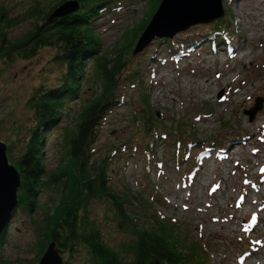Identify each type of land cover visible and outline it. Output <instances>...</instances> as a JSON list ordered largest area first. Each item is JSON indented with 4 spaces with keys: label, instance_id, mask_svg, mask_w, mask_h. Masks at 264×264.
I'll list each match as a JSON object with an SVG mask.
<instances>
[{
    "label": "rangeland",
    "instance_id": "1",
    "mask_svg": "<svg viewBox=\"0 0 264 264\" xmlns=\"http://www.w3.org/2000/svg\"><path fill=\"white\" fill-rule=\"evenodd\" d=\"M9 1L14 9L23 11L36 0ZM43 1H47L46 8L57 2ZM221 3L229 21L227 31H234L232 40L218 34L219 43L214 45L206 32L211 23L206 22L175 32L171 38L155 36L143 52L132 54L135 41L127 59L130 67H140L136 76L140 79L134 84L126 79L120 84L121 101L107 114L92 158L100 159L117 146L108 165L112 187L117 189L125 183L136 193L154 196L157 211L169 219L175 218L183 235L208 243L213 264H262L264 223L260 218L264 213L259 209L261 203L256 206L255 202L264 198V0ZM151 6L150 0H110L99 7L97 17L91 21L93 33L99 37L100 53L120 47L124 33L144 20L150 21L154 14ZM28 27L26 22L11 34L20 36ZM168 39H178L180 45L173 49ZM55 51L48 46L39 49L33 58L0 63L3 142L15 140L31 124L33 114L26 103L35 86L41 82L56 84L65 71L63 64L54 60ZM85 68L84 92L65 106L68 119L63 118L59 126L73 124L80 103L100 91L94 58L87 60ZM148 87L152 112L161 119L157 131L160 137L155 138L150 154L138 144L132 151L135 143H127L126 149L123 146L132 135H142L143 130L136 127L133 117L136 113L141 117V96ZM259 98H263L262 108L250 120L247 111ZM60 132L59 127L50 128L46 138L44 156L48 169L54 168L63 156ZM191 134L198 139L197 144L189 145L186 151L181 142L175 155L180 140L190 139ZM201 144L212 146L198 157ZM19 148L17 143L14 149L18 152ZM56 195V191L46 188L39 196L40 205H50ZM104 209L98 204L92 210L102 219ZM34 217L41 220L40 213ZM10 221L0 252L9 260L18 258L19 263L33 259L35 251L30 245L36 235L31 217L21 212ZM103 227L107 242L117 248L123 233L112 224Z\"/></svg>",
    "mask_w": 264,
    "mask_h": 264
},
{
    "label": "trees",
    "instance_id": "2",
    "mask_svg": "<svg viewBox=\"0 0 264 264\" xmlns=\"http://www.w3.org/2000/svg\"><path fill=\"white\" fill-rule=\"evenodd\" d=\"M64 1L49 2L51 6L46 8L47 1L36 0L23 11L14 9L9 0L0 2V63L33 58L39 49L50 46L56 50L54 60L61 62L65 70L57 78L58 83L41 82L35 86L26 103L33 114L31 124L15 140L5 141L9 161L21 178L14 214L22 212L31 217L36 239L30 245L35 251L33 259L19 263L18 258L12 261L0 252V264H38L51 241L62 250L63 264H213L212 253L206 247L208 243L189 240L183 235L175 218L169 219L157 211L154 196L147 197L142 191L136 193L125 183L117 189L112 187L108 165L117 146L100 159L92 158L97 135L107 114L121 101L120 84L126 79L132 84L140 79L136 77L140 67H130L127 55L149 20L124 33L120 47L100 53L99 37L93 33L95 27L91 20L97 17L96 10L110 0H77L80 6L77 11L49 21L48 15ZM160 1L150 0L151 13ZM26 22H29L27 32L16 37L11 34L13 29ZM228 27L226 16L218 18L206 30L207 37L214 45L219 43L218 34L232 40L234 31H227ZM167 41H172L173 49L180 45L178 39ZM91 58H94L100 91L80 103L73 124L59 126L63 118L68 119L65 106L84 92L85 64ZM139 84L142 85L141 80ZM148 89L141 96V117L137 113L133 117L136 127L143 130L142 135L129 137L123 143L124 149L130 142L141 145L149 153L153 151L155 138L160 137L157 131L161 119L152 112ZM56 127L61 130L59 140L63 145V156L54 168L48 169L45 143L50 128ZM191 135L190 139L180 140L175 155L180 151L181 142L186 151L189 145L197 144L195 140L198 139ZM17 143L21 146L18 152L14 149ZM138 145L129 148L135 151ZM46 188L56 191V199L50 205L41 206L39 196ZM98 204L105 208L103 220L92 210ZM35 213H40L41 220L35 219ZM108 224L123 233V241L117 248L103 235V225ZM4 243L2 234L0 247Z\"/></svg>",
    "mask_w": 264,
    "mask_h": 264
},
{
    "label": "water",
    "instance_id": "3",
    "mask_svg": "<svg viewBox=\"0 0 264 264\" xmlns=\"http://www.w3.org/2000/svg\"><path fill=\"white\" fill-rule=\"evenodd\" d=\"M222 0H161L157 9L153 12L148 25L145 26L141 37L138 38L132 54H137L148 46L154 39L171 38L175 32L183 31L196 23H212L216 18L224 16ZM79 1L66 0L57 5L49 15L52 21L67 16L78 10ZM263 98L256 100V105L247 111L250 120L255 113L262 108ZM7 145L0 139V236L5 233V228L11 222L16 206L18 205L17 191L20 185V174L7 156ZM61 249L55 242L47 244L45 252L38 260V264H63Z\"/></svg>",
    "mask_w": 264,
    "mask_h": 264
},
{
    "label": "bare ground",
    "instance_id": "4",
    "mask_svg": "<svg viewBox=\"0 0 264 264\" xmlns=\"http://www.w3.org/2000/svg\"><path fill=\"white\" fill-rule=\"evenodd\" d=\"M234 54V53H233ZM263 125V124H262ZM254 131H255V128H254ZM262 131V130H261ZM257 132H258V130H257ZM263 135H264V132H263ZM264 138V137H263ZM256 162V161H255ZM257 165V164H256ZM263 169H264V167H263ZM263 181V180H262ZM263 183V182H262ZM262 185V184H261ZM261 188H259V189H257V191H259V193H260V190ZM260 198H261V200H260ZM260 198H258L257 200H256V202H255V204H256V206L258 205L257 203H261V207H259V209H261V211L264 213V198L263 197H260ZM259 200H260V202H259ZM259 206V205H258ZM258 215V214H257ZM256 214H255V217L257 216ZM254 217V218H255ZM262 217V216H261ZM261 219V221L264 223V217L263 218H260ZM256 220H257V217H256ZM259 224V223H258ZM255 228V227H254ZM264 260V259H263ZM248 264H250V263H248ZM262 264H264V263H262Z\"/></svg>",
    "mask_w": 264,
    "mask_h": 264
}]
</instances>
